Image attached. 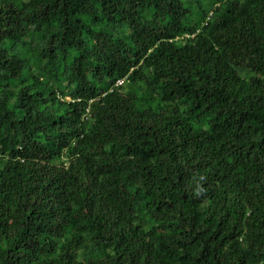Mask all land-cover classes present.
<instances>
[{"label":"trees","instance_id":"1","mask_svg":"<svg viewBox=\"0 0 264 264\" xmlns=\"http://www.w3.org/2000/svg\"><path fill=\"white\" fill-rule=\"evenodd\" d=\"M0 264H264V0H0Z\"/></svg>","mask_w":264,"mask_h":264},{"label":"clouds","instance_id":"2","mask_svg":"<svg viewBox=\"0 0 264 264\" xmlns=\"http://www.w3.org/2000/svg\"><path fill=\"white\" fill-rule=\"evenodd\" d=\"M125 80H126V77H124V78H122V79H118V80H116V81L114 82V88L122 86V85L124 84ZM120 81H121V83L118 84V82H120ZM111 90H112V89H111Z\"/></svg>","mask_w":264,"mask_h":264},{"label":"built area","instance_id":"3","mask_svg":"<svg viewBox=\"0 0 264 264\" xmlns=\"http://www.w3.org/2000/svg\"><path fill=\"white\" fill-rule=\"evenodd\" d=\"M121 83V81L120 82H118V84H120Z\"/></svg>","mask_w":264,"mask_h":264}]
</instances>
